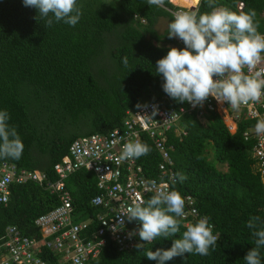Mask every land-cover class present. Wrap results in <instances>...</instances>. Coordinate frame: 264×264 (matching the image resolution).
<instances>
[{"label": "trees", "instance_id": "16d2710c", "mask_svg": "<svg viewBox=\"0 0 264 264\" xmlns=\"http://www.w3.org/2000/svg\"><path fill=\"white\" fill-rule=\"evenodd\" d=\"M170 1L161 8L146 0H78L82 16L75 26L61 21L45 28L44 20L34 18L37 10L25 7L23 0H0V110L8 111L9 124L24 145L19 159L0 161L16 169L39 170L52 181L53 163L74 138L122 129L124 111L145 99L164 107L185 106L164 92V79L155 73L157 60L170 47L183 48L177 38L167 35L171 11L176 9ZM172 2L191 9L197 4V0ZM238 2L239 12L255 9L258 31L264 34V0H215L216 6L235 12ZM196 10L205 13L211 8L207 0H199ZM158 18L167 21L160 33L154 28ZM252 123L240 119L230 133L214 112L199 119L192 111L178 123L183 136L174 137L172 128L167 132L174 176L187 177L170 188L192 197L197 215L208 218L219 239L207 256L185 253L164 264H246L244 256L255 246L247 221L252 216L264 220V191L249 152L252 141L242 137ZM141 142L150 146L145 138ZM206 149L214 152L213 158L208 157L213 160H207ZM136 160L147 176L155 177L159 159L152 148ZM216 163H223L225 171ZM94 182L92 173L83 169L64 179L74 216L77 211L89 216L96 212L89 204L97 193ZM8 189L6 202L0 203V237L8 225H15L21 235L37 237L33 220L59 204L57 194L31 180L10 183ZM183 225L184 220L174 237H158L142 243L143 248L135 245L118 251L107 241L89 264H158L146 252L170 248L186 230ZM261 261L264 264V249Z\"/></svg>", "mask_w": 264, "mask_h": 264}, {"label": "clouds", "instance_id": "9594fccd", "mask_svg": "<svg viewBox=\"0 0 264 264\" xmlns=\"http://www.w3.org/2000/svg\"><path fill=\"white\" fill-rule=\"evenodd\" d=\"M146 2L149 6L162 8L166 0H146ZM23 4L25 7L37 10L38 14L34 18L44 20L45 28L61 21L66 25L75 26L82 16L78 0H23ZM197 4L193 11L184 9L176 13L168 24V37L180 39L184 47H170L167 54L156 62L155 73L162 75L164 79L162 85L164 92L172 99L181 103L187 101L194 107L203 106L209 96L214 97L218 102H227L234 110H239L241 105H247L249 102H258L261 96H264V67L256 70L258 66L264 64V34L258 31L259 21L255 9L235 12L223 6H216L215 0H207L211 11L200 13L196 10ZM175 6L176 9L182 10L181 7ZM123 63L127 64L126 58ZM245 68L248 69L247 73L244 71ZM148 102L153 101H142L134 109L124 111L120 125L122 129L115 127L107 133L93 132L76 138L92 134L108 136L113 130L120 135L125 129L127 130L126 125L130 114L139 105ZM9 120L8 111L0 110V158L19 159L24 145L16 128L10 126ZM179 121L180 119L163 132L164 144L169 156L172 146L167 143V132L172 128L174 137L185 134L184 129L178 124ZM132 129L136 132L137 141L123 144L120 160L132 159L133 165L139 167L140 174L147 179L153 178L159 181L166 179L165 176L157 179V165L155 177H149L144 173L136 158L147 155L152 148L158 155V164L161 159L160 154L155 150L145 130L138 125L132 126ZM255 131L257 134H264V119L257 121ZM142 138L149 141L151 148L141 142ZM249 152L253 160L252 170L258 175L261 189L264 191L251 149ZM171 169L173 171V161ZM186 179L184 174L177 173L171 178L170 185L176 184L177 181L182 183ZM153 187L154 194L147 201L141 199L134 202L120 213L119 225L123 226L125 218L129 222L139 220L141 222L138 230L139 237L144 243H152L158 237L170 238L180 233L184 220L183 227L186 230L183 231L182 236L174 239L168 249L147 251L145 254L147 258L158 261V264H164L165 261L176 256H183L185 253L209 255L210 249H215L219 237L213 233V225L209 223L208 218L197 215L192 197L189 195L183 197L179 191L171 190V188L169 190L168 184ZM77 213L81 212L77 211ZM188 217H197L198 220L188 223L185 220ZM247 227L255 238V246L246 253L244 260L246 264H262L264 220L259 216H252L247 221ZM136 247L143 248L144 244L138 243Z\"/></svg>", "mask_w": 264, "mask_h": 264}, {"label": "built area", "instance_id": "2783aa9c", "mask_svg": "<svg viewBox=\"0 0 264 264\" xmlns=\"http://www.w3.org/2000/svg\"><path fill=\"white\" fill-rule=\"evenodd\" d=\"M242 3L236 4L241 10ZM183 10L176 9L172 15ZM176 43L184 47L177 38ZM264 67V64L258 66ZM244 71L247 73L248 69ZM196 116L214 112L225 124L228 131H234L237 121L249 119L253 123L242 133L244 140H251V155L255 160L261 182L264 186V134H257L255 125L264 119V96L258 102H249L234 110L227 102H218L209 96L203 106H193L185 101V106L164 107L157 101L139 105L130 114L123 133L111 131L108 136L92 134L72 140L66 153L53 163L52 170L56 178L52 181L37 170L16 169L12 164L0 162V203H5L10 183H22L27 180L43 185L49 192L57 194L59 204L51 210L39 214L34 220L38 236L21 235L15 225L4 228L0 237V264H89L97 258L106 241H111L118 251L130 249L142 244L138 234L139 220L129 222L126 218L119 225L120 213L147 194H154V185L168 184L170 190L172 161L164 144L163 132L175 124L188 112ZM138 125L146 131L155 150L160 154L157 164V179H147L140 174L139 167L132 159L120 160L124 143L137 141L132 126ZM118 141V142H116ZM170 148V147H169ZM77 169L91 172L95 178L97 193L89 199L96 212L85 215L75 212L69 193L64 188V179ZM190 202V201H189ZM193 213V210H191ZM77 218V219H76Z\"/></svg>", "mask_w": 264, "mask_h": 264}, {"label": "rangeland", "instance_id": "374dc122", "mask_svg": "<svg viewBox=\"0 0 264 264\" xmlns=\"http://www.w3.org/2000/svg\"><path fill=\"white\" fill-rule=\"evenodd\" d=\"M172 2V1H171ZM178 7V6H177ZM184 9H186V8H182V10H184ZM166 23H167V21H166V19H164V18H158V20L156 21V23L154 24V28H155V30L158 32V33H160L164 28H165V26H166ZM146 100V99H145ZM145 100H143V101H145ZM202 120V119H201ZM206 152H205V156H206V158H207V160L208 161H210V160H213V159H209L208 157H214L213 156V154H214V152L212 151H210L209 149L207 150H205ZM216 167H218L219 169H221V170H223V171H225V167H224V164L223 163H221V165H219V164H217L216 163Z\"/></svg>", "mask_w": 264, "mask_h": 264}, {"label": "bare ground", "instance_id": "6f19581e", "mask_svg": "<svg viewBox=\"0 0 264 264\" xmlns=\"http://www.w3.org/2000/svg\"><path fill=\"white\" fill-rule=\"evenodd\" d=\"M172 3H174V2H172ZM174 4L177 5V6H179V7H181V8H186L187 10H190V11H193L195 9V7L191 9V8H187V7L180 6V5L176 4V3H174Z\"/></svg>", "mask_w": 264, "mask_h": 264}]
</instances>
